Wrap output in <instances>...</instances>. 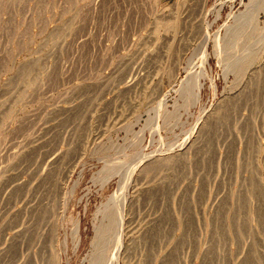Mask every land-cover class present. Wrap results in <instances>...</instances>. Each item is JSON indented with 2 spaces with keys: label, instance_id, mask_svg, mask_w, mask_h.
I'll use <instances>...</instances> for the list:
<instances>
[{
  "label": "rangeland",
  "instance_id": "obj_1",
  "mask_svg": "<svg viewBox=\"0 0 264 264\" xmlns=\"http://www.w3.org/2000/svg\"><path fill=\"white\" fill-rule=\"evenodd\" d=\"M249 1L0 0V264H94L114 199L115 264H264V8L225 36Z\"/></svg>",
  "mask_w": 264,
  "mask_h": 264
},
{
  "label": "bare ground",
  "instance_id": "obj_2",
  "mask_svg": "<svg viewBox=\"0 0 264 264\" xmlns=\"http://www.w3.org/2000/svg\"><path fill=\"white\" fill-rule=\"evenodd\" d=\"M263 8H264L263 1H261V0H250L249 4L246 7V10L244 12L236 15L233 18V22L231 25H226L225 36H226V46H228V48L233 45V43L235 42V40L239 36V33L241 32V30L243 28H246L249 24H252L254 22L257 14H258V11H260ZM203 38L204 37H202V40L207 39L206 36H205V39H203ZM215 44H216V47L214 49H216V51H215L217 53L216 55L220 56L221 52H222L220 40H217V43H215ZM259 58H260V51L253 49L252 46L248 43L243 47V49L241 50V52H239V54H235V55H232L230 57L228 62L225 64L226 71L235 73L238 75V77H241L244 75V73H246L248 71V69L253 65V63ZM205 61L206 60H204V62ZM193 78H195V77H193ZM188 82L191 83V81H188ZM190 83L185 87V92L191 96V101L193 103H196L199 99V88L201 87V85L199 87V85H198L199 82H198V84H196L195 81L193 84H190ZM114 168L116 169L117 167H114ZM112 170L111 171L109 170V172L106 173V176L104 179L108 180L109 178H111L113 176L114 172ZM115 172H118V171L115 170ZM106 180H103V181H106ZM112 201H113L112 206H110V208H107V207L105 208L106 210L103 212L104 213L103 214L104 215L103 221L100 224V226H98L96 229V238H95L96 241L94 243L95 252L93 253V255L91 257V261L94 264H107L108 262H110L111 264H115V260L117 262L116 256H115V260L112 258V260L110 261V259H109L110 257L108 258L109 259L108 260L106 257V254L104 255V253H106L105 252V250H106V239H107L108 235H110V234L114 235V237L112 235V237H113L112 242H113V244L115 243V246L116 245L118 246V248L116 249L117 251H118V249L121 250V248H123L122 242H121L122 236H120V234L118 235V231L120 229V226H122L121 224L124 223V222H122L123 221L122 220L123 215L120 214L121 212H120V207L117 203V199H114ZM76 229H77V227H76ZM121 230H123L122 227H121ZM76 231L77 230H75V233H76ZM121 232H119V233H121ZM78 241H76L75 247L78 246ZM113 255H116V252ZM58 256L56 257V254H55V258H57L56 264L60 263L59 262L60 258ZM104 256L107 260L104 259Z\"/></svg>",
  "mask_w": 264,
  "mask_h": 264
}]
</instances>
